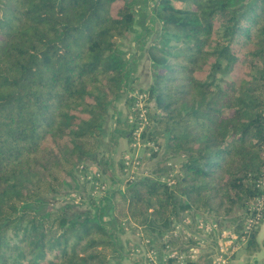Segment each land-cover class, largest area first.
Segmentation results:
<instances>
[{"label":"trees","instance_id":"16d2710c","mask_svg":"<svg viewBox=\"0 0 264 264\" xmlns=\"http://www.w3.org/2000/svg\"><path fill=\"white\" fill-rule=\"evenodd\" d=\"M139 8V0H0V264H112L126 220L151 243L182 213L245 229L263 194L264 0L153 1L160 33L147 49L152 83L140 91L160 113L144 133L181 158L172 180L173 166L153 172L172 184L127 180L97 214L33 209L92 157L109 167L104 122L132 91L121 51ZM129 129L118 116L110 139L130 140ZM245 252H260L257 229Z\"/></svg>","mask_w":264,"mask_h":264},{"label":"rangeland","instance_id":"374dc122","mask_svg":"<svg viewBox=\"0 0 264 264\" xmlns=\"http://www.w3.org/2000/svg\"><path fill=\"white\" fill-rule=\"evenodd\" d=\"M139 1L140 8L136 13L134 31L124 42L121 51L128 59L129 68L132 70L127 79V84H129L132 91L126 90L119 101L109 108L104 122L106 140L112 145L109 167L104 168L97 156L92 157L78 168H75L72 184L68 185L61 193L47 197L43 201L42 207H33L34 210L45 212L63 210L69 216L86 213L97 214L99 208L102 207L100 200L106 196L110 189L123 191L126 189L125 183L127 180L132 183L140 178L153 176L158 164L160 166H173L172 175H170L171 180L176 174L177 167L180 168L181 158L171 156L165 145L161 150L158 147V150H154L146 146L147 143L154 145L153 142L148 140L150 137H145L146 133H143L142 138L141 133H138L137 136L133 135V138L131 134L135 124L131 123L130 119L136 114L134 106L138 96L146 95V98L141 101V106L145 112V121L142 122L139 119L138 123L141 131L155 124L150 116H157L160 113L156 108L155 101L149 99L147 93H141L140 91V89L146 91L152 83L151 63L147 49L159 35L160 26L152 15L154 0ZM129 111H132V113H129ZM118 116L123 122L127 121L131 124V129H129L130 140H128L129 135L117 141L113 139L114 135L112 140L110 139ZM122 152H126L123 169L119 165L123 157ZM155 152H157V155L152 157ZM158 175L162 176V182L172 184V181L168 180L162 172H156L154 176L157 177ZM108 208L107 206L103 211L107 212ZM261 219L257 229L258 235L264 223V210ZM105 222L111 228L115 226L110 216H105ZM200 224L203 226L200 227ZM118 231L116 241L120 256L117 261H112V264H165L164 258L167 255L165 246L168 241L173 246L182 248L183 253L195 251L196 255H192L195 258L188 257V259L197 261L198 264H248L253 262L251 256L262 253V247L260 246V252L248 255L245 252L246 243L236 239L235 234L239 233L236 231L235 226L227 220L212 216H193L182 213L177 220L174 219L169 229L164 230L159 236L155 235L154 238H157V240L154 243H151L152 240L145 237L141 226L127 222V220L121 224ZM230 236L234 239L230 240ZM229 241L230 243L225 250L221 251V246H226ZM173 246L171 247L175 249ZM234 248L236 249L234 250ZM152 251L156 255L151 254ZM169 264H175V261L169 260Z\"/></svg>","mask_w":264,"mask_h":264},{"label":"built area","instance_id":"2783aa9c","mask_svg":"<svg viewBox=\"0 0 264 264\" xmlns=\"http://www.w3.org/2000/svg\"><path fill=\"white\" fill-rule=\"evenodd\" d=\"M138 97L135 100V106H134L136 114L134 116H132L130 119L131 123L135 124V127L133 128V130L131 132L132 138H133V135L137 136L138 133H141V138H142V135L145 132V130L141 131V127L139 128L138 123H139V119L142 122L145 121V112L141 106V101H143L144 98H146V95H140ZM140 124H142V123H140ZM137 144L139 145V143H137ZM142 144H143V141H142ZM146 146H149L150 148H152L154 150H158V148L155 147V145H153V144L147 143ZM257 187L263 191V194L261 197L255 199L252 202V206L250 208V214H249L250 216L247 220V224L245 226V229L243 230V232L241 234H235V232H233L237 236L236 239L240 240L242 243H247L248 235L250 234V232L253 229H258V226L260 225L261 220H262L261 218H262L263 210H264V180H262V179L259 180L257 183ZM202 226L203 225L200 224V227H202ZM229 239L232 240V239H234V237L230 236ZM229 243H230V241L226 243V246L225 245L221 246V251H224ZM170 245L173 246L168 241V244H166V246H165V248L167 250V255L164 258L165 264H169V260L175 261V264H187L188 257L193 258V259L195 258L192 256L193 254L196 255L195 251L183 253L181 251L182 248L173 246V247H175V249H173ZM236 247H239V246H236ZM235 249L236 248H234V250ZM151 254L156 255V253L154 251H152ZM161 259H162V257H161Z\"/></svg>","mask_w":264,"mask_h":264},{"label":"crops","instance_id":"0c3cea01","mask_svg":"<svg viewBox=\"0 0 264 264\" xmlns=\"http://www.w3.org/2000/svg\"><path fill=\"white\" fill-rule=\"evenodd\" d=\"M258 242H259L260 246L262 247V253L261 254L258 253L255 256H251V260L253 262L250 263L247 260L249 262L248 264H264V223H263L262 229L260 230L259 235H258Z\"/></svg>","mask_w":264,"mask_h":264}]
</instances>
